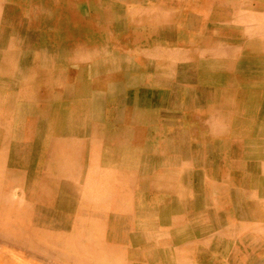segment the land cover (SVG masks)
<instances>
[{"label": "rangeland", "instance_id": "1", "mask_svg": "<svg viewBox=\"0 0 264 264\" xmlns=\"http://www.w3.org/2000/svg\"><path fill=\"white\" fill-rule=\"evenodd\" d=\"M105 1L86 0L88 7L85 9L84 15L89 17L100 16L97 22V28L100 32L96 31L94 36L93 34L90 35L91 40H93L92 47L96 49L95 58L90 59L87 52L83 54V49L82 52L67 53L66 44L61 37L62 33L53 32L54 19L47 12L46 6H40L42 11L39 17L48 24L45 23L46 25L43 27L42 24H38L40 21L38 20L36 22L37 27H35L37 24L33 23L19 30L17 17L21 16L14 4L9 0H0V54H17L12 61L13 67L10 69L13 72H4L3 69L7 67V64L4 63L5 67L3 68L0 63V228L1 224H6L10 225L11 229H7L8 232L4 231V233L0 230V264H73L66 260L65 256L79 257V253L67 245H62L69 235L67 237L61 236L62 244L58 242V238L54 237L57 233L68 234L67 231L77 235L82 233L83 236H79L93 245L91 249H96L94 247L97 246V250L101 249L105 253V255L102 254V259L99 257L95 260L86 259L85 264H111L113 260L117 261V264H140L137 261L131 262L129 259L134 252L139 250H143L145 255L153 254V264H201L199 263L200 254L201 256L210 254L219 262L218 264H264V237L259 233H253V228L264 226V221L260 218L254 219V217L248 216L247 219L246 216H233V218L230 217V220L216 219L208 224L215 226L218 231L196 234L195 236L192 233L184 232L182 228L174 230L173 225L161 221L160 213L151 219L142 217L141 211L135 209V206L141 205L148 208L149 206L162 205L166 199L171 197L163 189L174 186L194 190L197 176L205 179L208 187L212 189L216 184L213 183L215 175H213L211 166L195 164V158L192 157L191 153L180 156L167 151H160L164 149L166 142L158 138L155 133L152 137L149 131L150 126L156 128L161 123L160 126L166 128L163 116H161L166 110L164 107L155 106V113L153 114L158 113L159 116L155 123L139 127L128 124L129 121L135 119L136 115L132 112L127 116L123 111V105H126L124 102L128 100V94L135 90L131 80V77H134L137 85L142 86L137 87L145 88L146 91H153L151 83L158 82L179 83L184 87L189 86L188 88L194 91L195 100L193 101H196L195 103L199 107L198 110H195L190 105L191 108L188 106L186 109L175 110L180 118L182 114L192 119L200 118L202 117L201 109L208 106L210 107V115L217 113V116L223 118L219 120L221 121L220 126L226 128L228 133L232 132L234 135L241 136L252 133L257 125L264 126L263 99H252L250 95L248 96L249 91V93L244 92L249 89L251 92H254V89L260 90L261 82L254 81L252 83V81H248L250 79L248 73L246 74V70L241 68V63L247 57L238 46L237 40H240L239 33L241 32L238 30L237 23L232 21L230 25L224 22V15L227 12L230 14L239 12V7L242 4V6L252 10L264 12V0ZM222 2L231 4L229 6L233 8L229 9L227 5H220ZM98 3L107 4L103 8L101 5H97ZM158 4L162 6H158ZM107 9L112 13L109 15L112 16L109 17L111 19L108 18V20L104 19ZM159 11L165 14L157 13ZM163 16L164 19H162ZM143 19L147 21H142ZM136 29H140L139 32L135 33ZM225 45L227 49L224 47ZM229 46L230 48H228ZM222 48L223 50L226 49L224 51L226 56H223ZM215 50L221 51L217 55L218 65L223 62L225 65L217 72L208 71L209 69L203 67L202 63L210 60L213 57V55L210 56V53ZM72 54L77 57L75 65L67 60L70 58L69 56H73ZM229 62L231 63L227 64ZM71 66L74 67L71 68ZM130 66L132 68L135 66L137 70L134 75L129 70ZM253 69L259 76L264 77V63L254 62ZM164 70L165 72H163ZM186 72L188 73L186 74ZM62 73L65 75L64 77L61 76ZM96 74L102 78L101 80L106 75L105 84H110L115 93L108 98V95L101 91L98 93L102 95V98L100 97L98 101L93 98L92 102L97 103L96 107L98 108H95L100 110L101 116L99 121L95 119L97 122L88 124L90 136L87 138L82 136L84 129L81 124L85 119V115H82L85 114L84 111L75 114V118L69 119L65 117V113L63 114L65 121L63 124L69 120L75 121L74 125L77 126L75 132L78 134L74 133V136L69 131L60 128V124L62 125L58 121L60 111H50L59 105L65 106L71 100L78 99L75 98L74 94L81 98V96L90 93L89 96L92 97V92L96 89L91 86V83ZM54 77H56L55 80ZM41 83L42 85H40ZM52 88L55 90L53 91ZM160 91L166 92L165 89ZM69 93L74 99L67 98L66 94ZM6 98H9V102ZM49 103L53 106H50ZM65 110L64 112H66ZM44 121L48 122L50 129H47ZM56 124L58 128L55 127ZM226 124L228 127L225 126ZM173 127L176 128V125ZM213 129L217 131V128L210 126L206 133H209L210 136L213 135ZM42 140L48 141L42 145ZM128 140L137 141V144L139 142V145H143V147L151 145L156 152L145 150L141 146L134 147L136 151H141V153H137L135 158L130 156L127 161L138 162V158H140L138 165L136 167H121L117 164V154L113 151L117 146L120 149H125V146L128 147ZM37 142L39 143L37 144ZM125 143L126 145H124ZM158 151L169 153L170 155L167 157L177 162L169 166L161 164L157 160L160 156L155 154ZM205 160L207 161L206 158ZM233 162L237 163V160H233ZM242 162V174L247 177L246 169L250 161L244 160ZM62 167L64 168L62 169ZM69 170H73V172ZM13 171H26L28 175L36 173L37 179L41 183L38 185L41 188L46 187L41 191L40 198L37 193L32 194L29 187L22 185L25 183L14 178ZM90 171L107 174L102 178V182H98L101 179L95 177V184L101 186L105 179V184L107 181L106 185L109 186L107 188L110 191L104 184L100 189L95 184L87 183L88 179L85 174ZM73 173L77 180L73 179ZM232 173H237V171L232 170ZM218 174L220 173L218 172ZM84 176L86 177L85 181ZM108 177H112V179ZM62 185L64 186L61 187ZM105 188L106 190H104ZM231 189L234 188L224 187L225 193ZM101 190L105 193L106 199L99 204L92 200L88 201L89 199L85 198L83 194L88 193L92 196L94 193H101ZM244 190L247 191L248 189ZM65 195L67 198L64 197ZM52 196H55V199ZM213 196L217 197L218 195ZM131 198L132 200H130ZM57 200L59 201L57 202ZM245 202L248 203L247 200ZM116 204L118 205L116 206ZM37 206H40L42 213H37L34 210ZM91 208H94L95 211ZM114 208L117 209L114 210ZM81 213H86L88 218L78 216H82ZM99 214L114 217L115 223L118 222L121 226L116 230L117 228L107 223L104 234L99 233L95 230L97 229L95 215ZM43 218L46 221H43ZM246 226L248 228L245 229ZM251 228L252 230H250ZM100 239H103L105 244H111V247L109 245L105 246V249L103 246L99 247L97 242ZM115 239L119 244L112 245L111 242L116 241ZM153 239H156L157 242ZM169 240L172 244L169 243ZM204 240L206 241L205 246L202 245ZM170 245L174 247L171 248L172 252H169L171 256L168 257L166 254ZM188 252H193V256L184 259ZM104 258L107 259L104 261Z\"/></svg>", "mask_w": 264, "mask_h": 264}, {"label": "bare ground", "instance_id": "2", "mask_svg": "<svg viewBox=\"0 0 264 264\" xmlns=\"http://www.w3.org/2000/svg\"><path fill=\"white\" fill-rule=\"evenodd\" d=\"M9 1H11L14 4L17 12L21 16V17H17V20L19 22V24H18L19 30H22L28 24H33V23L37 24L36 22L38 20H40V21H38L39 22L38 24H42L43 27H44V25L48 24V23H46L45 20L43 21L39 17L41 15V11H42L40 6L44 5V6H46L45 8H47V10H48L47 12H49L51 14V16H53V19H54V22L52 24L53 25L52 29H54L53 32L57 33V34H58V32L62 33L61 37H63L64 42H65L64 44H66L65 49L67 50V53H71V52L75 53L76 51L82 52L84 50L83 54H85V52H87V54L90 55V57H89L90 59L95 58L94 52H96V49H95V47L94 48L92 47L93 46V40H91L90 35L93 34V36H94L96 31L100 32V30L97 28L98 27L97 22H98L100 16L99 15H97V16L93 15V16L89 17L87 15L86 16L84 15L85 9L88 7V2H86V0H9ZM247 3H248V1H247ZM106 4L107 3H98L97 5H101L103 8H105ZM220 5H222V6L227 5V7L229 9L233 8V7H230L229 5H231V4H228V3L224 4L222 2ZM242 5L239 7V12H232L231 11L232 12L231 14L229 12H227L224 15L225 16L224 22L226 24H230V25H231L232 21L237 23L238 30L241 32V33H239L240 40H237V42L239 44L238 46H240V50L244 51L245 56L247 57V59L241 63V68H244L246 70V74L248 73L247 75L250 78L248 81H250V82L252 81V83L254 81L255 82L256 81L261 82V84H260L261 89L260 90L254 89V92H251V89H249V90H245L244 92L245 93L250 92L248 94V96L250 95V97L252 99H258V98L263 99V106H264V77L262 75L259 76L257 73L254 72V69H253V63L254 62L264 63V12H260L258 10H252L249 7H244ZM158 6H162V5L158 4ZM157 13L165 14V13L160 12V11ZM111 14L112 13L109 11V9H107L105 11V18L104 19L108 20L109 17H112V16H109ZM149 15H151V14L149 13ZM203 15H205V14H203ZM201 16H202V14H201ZM205 17H206V15H205ZM109 19H111V18H109ZM162 19H164V16ZM142 21L146 22L147 20L143 19ZM38 24L35 27H37ZM139 30L140 29H136L134 32L137 33V32H139ZM165 30H167V29H165ZM140 32H144V31H140ZM144 35H146V34H144ZM147 40H148V38H147ZM236 45H237V43H236ZM224 47L226 48V45ZM217 48H220V47H217ZM228 48H230V46ZM226 49L223 50V48H222L223 56H226V55H224V51ZM232 51H234V50H232ZM88 52H90V53H88ZM219 52H221V51H219ZM219 52L216 50L214 52L211 51L210 56L213 55V57L210 60L204 61L202 63L204 65L203 67H206V69H209L208 71H216L217 72L224 67V65H225L224 62L219 63L221 65H218V63H217L218 62L217 61L218 60L217 55H219ZM144 54H146V53H144ZM233 54H234V52H233ZM72 55L74 57L69 56L70 58L69 59L66 58V59L72 65H75V61H76L77 57L75 54H72ZM141 55H143V54H141ZM16 56H17V54L16 55H11L9 53L0 54V63L2 64V67L3 68L5 67V65H3L4 63L7 64V67H5L4 69L2 68L4 70V72H9V71L13 72L10 69L13 67L12 61H14ZM230 56H232V54H230ZM87 57H88V55H87ZM169 57H170V55H169ZM106 59H108V58L106 57ZM67 60H66V62H67ZM230 63L231 62H229L227 64H230ZM228 66L230 68V65H228ZM73 67L74 66H71V68H73ZM64 68H67V67H64ZM107 68H109V67H107ZM61 69H63V68H61ZM111 69H113V68H111ZM129 70L132 72L133 75L135 74V71H137L135 66H134V68H132L130 66ZM159 70H162V69L159 68ZM56 71H59V70H56ZM166 71H168V70H166ZM227 71H229V70H227ZM163 72H165V70ZM113 73H109V74H113ZM187 73L188 72H186V74ZM61 76L64 77L65 75H63V73H62ZM95 76L96 77L94 78V80L91 83V86L96 89L95 91L92 92V94H93L92 97L89 96L90 95V93H89V94H85V96H81V98H79L78 96H76V94L73 93L75 98H78V99H76L75 101L71 100L67 105L65 104V106L59 105V107L57 106V107L53 108L54 110L50 111V112H55V111L59 112L60 111L61 114H60L59 119H58L59 124L62 123V125L60 124V128H62L63 130L69 131L74 136L76 133L78 134V132H75L76 127H77L76 125H74L75 121L69 120L68 122L63 124V122H65L63 114L65 113L66 114L65 117L69 119V118H75L76 117L75 114H79L80 111H84L85 114H82V115H85V119H84L83 123L81 124V126L84 129V134L82 136L87 138L88 136H90V132H89L90 128H89L88 124L91 122H97L96 120L99 121L100 116H101L100 110L96 109V108H98V107H96L97 103L95 104L94 101L92 102L93 98L97 101L100 97L102 98V95L100 93H98L101 91L105 92L106 95H108L107 96L108 98L110 96H113V93H115V90L113 89V87L110 84H105L106 83V80H105L106 75L104 76L103 80H101L102 78L98 74H96ZM37 79H42V78H37ZM53 79L55 80L56 77H54ZM146 79H148V78H146ZM131 80H132V86L134 87L135 90H132L128 94V100L126 102H124L126 105H123V111H124V113H126L127 116H128V114H131L132 112L136 116H135V119L129 121L128 124L132 125L133 127H135V126L139 127V126H143V125H152L153 123L156 122V120H158V117H159L158 113L156 115L153 114V113H155V106L164 107L166 110L162 113L161 116H163V121H165L166 128H162L160 126V125H162V123H161L160 125L156 126V128L150 126L151 128L149 131L150 135L152 137H154L153 134L155 133V135L158 138H160L166 142V146H164V149H162L160 151H167V152H170L172 154L180 155V156H185V155L191 153L192 157L195 158V161H196L195 164H197V165L205 164V165L211 166L213 175H215V177H213V179H214L213 183H216L215 186L212 189H210L208 187L206 180L201 178V176H197L196 177L197 180L195 182L194 190H190V189H186V188H182V187L179 188V187H174V186L167 187V188L163 189V191L166 193H169L171 195V197H172V195H174V196L172 198L170 197L169 199H166L162 205L149 206L148 208L145 207L146 209L144 208V206H141V205L135 206V209H138L141 211L142 217H144L145 219H151L153 217H157V215L160 213L161 218L160 217L159 218L161 219V221L162 222H168L171 225H173L172 227L174 230H176V229L178 230V229L182 228V230L184 232H193V233H196L199 235L203 234V233H211L213 231H215V232L218 231V229L215 226H213L212 224L209 225L211 221L216 220V219H218V220H222V219L230 220V217L233 218V216H235V217L246 216V218L248 219V216H250V217H254V219L260 218L262 221H264V126L257 125L255 130L252 133H246V134H243L241 136L234 135L232 132L228 133V130L226 128H224L223 126L222 127L220 126L221 121H219V120H222L223 118L221 116L216 115L217 111L215 112L216 113L215 115L211 114L212 115L211 116L209 113L210 107H208V106L203 107L202 109L200 108L201 109V115H202V117H200V118L192 119L189 116H186L185 114H182V116L180 118L179 115H177V113L175 112V110L178 111L181 109H186L190 105H192L195 110H198V107H199V105H197L195 103L196 101L195 102L193 101V100H195L194 91L190 90L188 88L189 86L184 87V86L180 85L179 83L178 84H169L167 82L168 84H166L163 82H158V83H151L152 84L151 87H152L153 91H146V90H144L145 88L142 89V88L137 87V86H141V85H137V81L134 79V77H131ZM43 82H45V81H43ZM58 82H60V81H58ZM146 83L148 84V82H146ZM184 83H189V82H184ZM147 84H145V85H147ZM40 85H42V83ZM199 86H201V85H199ZM50 87H51V85H50ZM251 87L254 88L253 86H251ZM52 89H53V91L55 90L54 88H52ZM161 89H165L166 92L160 91ZM60 90H61V88H60ZM243 93H242V95H243ZM117 94H119V93H117ZM58 95H57V97H59ZM66 96H67V98L69 97L68 99H74L73 96H72L73 98L70 96V93L68 95L66 94ZM126 96H127V94H126ZM205 99H206V97H205ZM8 100H9V98L7 99V101ZM199 102H200V100H199ZM61 103L63 104L62 101H61ZM93 103L95 104V106L93 105ZM111 103H112V101H111ZM187 104H189V105H187ZM49 105H50V103H49ZM50 106H53V105H50ZM190 108H191V106H190ZM64 110L66 112H64ZM227 111H229V110H227ZM62 116H63V118H62ZM228 116H229V114H228ZM82 118H84V117H82ZM44 122L46 124L47 129H50V127L48 126V122L47 121H44ZM118 124H120V123H118ZM51 125L53 126L52 123H51ZM93 125H95V124H93ZM174 125H176V128L173 127ZM125 126H128V125H125ZM210 126H214L215 128H217L216 129L217 131H215L213 129L214 133L211 136L209 135V133L208 134L206 133V131L208 130V128ZM225 126H227V124ZM46 127H44V128H46ZM55 127L58 128L57 124L55 125ZM36 128H37V126H36ZM44 128H43V130H44ZM101 128H102V126H101ZM173 129H175V130H173ZM38 130H39V128H38ZM198 131H199V133H198ZM35 133H36V131H35ZM131 134H133V133H131ZM47 135H50V133H47ZM79 135L81 136V134H79ZM33 138H35V137H33ZM218 139H221V140H218ZM37 141H39V139H37ZM47 141L48 140H42V145H44ZM127 142L129 143V145H128V147L125 146V149H120L119 146L116 147L114 145V147H116V149L114 148L113 153L117 154V164L119 166H121V167H125V166L126 167L127 166L128 167H136L139 163L140 158H138V162H135L133 160L127 161V158H129L130 156L135 158V156L138 155L137 153L140 154L141 151H136L134 149V147H138V146L143 147V145H139V142L137 144V141H133V140H128ZM33 143H35V142H33ZM38 143L39 142H37V144ZM40 143H41V140H40ZM151 143H153V142H151ZM146 144H147V141H146ZM124 145H126V143ZM122 146H123V143H122ZM167 147L169 150L167 149ZM143 148H145V150H150L152 152H156L154 147H152L151 145L145 146ZM47 150H48V148H47ZM41 153H42V151H41ZM155 154L156 155L158 154L160 156V158L157 160H159L161 162V164H163V165L169 166V165H173L177 162V161H174L173 159H169L167 157V155H170L169 153L158 151ZM194 158H192V159H194ZM205 158L207 159V161L205 160ZM65 160H67V159H65ZM233 160H237V163L233 162ZM244 160L250 161V162H248L249 164H247L248 167L246 169L247 170L246 174L248 175L247 177L245 174H242L243 173L242 172L243 171V166H242L243 162L242 161H244ZM181 161H183V160H181ZM186 162H187V160H186ZM62 165L64 166V164H62ZM26 168H27V166H26ZM33 168H35V167H33ZM63 168L64 167H62V169ZM74 168H75V166H74ZM35 169L37 170V168H35ZM35 169H33V171H35ZM232 170H236L237 173H232ZM71 171L73 172V170H71ZM74 171H75V169H74ZM86 171H88V170L86 169ZM218 172L220 174H218ZM12 173H13L14 178H16L18 181H20L22 183H25L22 185H26V187H29L30 188L29 191L32 194L37 193L38 194L37 196H39V198H40L41 191L43 189H45L46 187L43 186L44 188H41L38 185L40 182L37 179L36 173H34V175H31V174L28 175L26 171L25 172L13 171ZM89 173L88 174L86 173L85 176L87 175V179H88L87 183H89L90 185L95 184V177L96 178L99 177L101 179V181H98V182H102V178L107 175L105 173L100 174V172L95 173V172L90 171ZM71 175H72V173H71ZM187 177H189V176H187ZM73 179L77 180V177H76V175H74V173H73ZM85 179H86V177L84 178V181H85ZM109 179H112V177ZM103 181H104L103 184L105 186L107 184V181H106V184H105V179ZM119 183L121 184V182H119ZM196 183H197V185H196ZM56 184H57V182H56ZM150 184H151V181H150ZM40 185H41V183H40ZM96 185L97 184H95V186ZM100 185H101V183H100ZM63 186L64 185H62L61 187H63ZM101 186H98V187H100V189H101ZM107 186L108 185H106L105 187L107 188ZM226 186L231 187V188L233 187L234 189H231V191H228L225 193L224 187H226ZM151 187H152V185H151ZM106 188L104 190H106ZM130 188H132V187H130ZM244 189H248V190L246 191ZM109 191H107V192L109 193ZM100 192L101 193H94V195H92V196L88 193H83V194H84L85 198L89 199L88 201L92 200L96 204H99V203H103L102 201L104 199H106V196H104L105 193L102 190ZM117 194L120 195L121 193H117ZM212 194L216 195V196L218 195V196L215 197ZM125 195H126V193H125ZM222 196H224V197H222ZM54 197L52 196V198H54ZM64 197H66V195ZM107 197H109V196H107ZM56 199H57V197H56ZM125 199H126V197H125ZM125 199H123V200H125ZM130 200H132V198ZM245 200H247L248 203H246ZM58 201L59 200H57V202ZM119 202H120V200H119ZM90 205H91V203H90ZM108 205H109V203H108ZM113 205H115V204H113ZM117 205L118 204H116V206ZM44 206H46V205H44ZM96 206H98V205H96ZM70 207H71V205L69 206V208ZM80 208H82V207H80ZM95 208H97V207H95ZM86 209H87V207H86ZM91 209L93 210L94 208H91ZM115 209H117V208H114V210ZM131 209H132V207H131ZM34 210H36L37 213L43 212L41 210L40 206L35 207ZM87 210H89V209H87ZM93 211H95V210H93ZM120 213H122V212H120ZM41 216L43 217V214ZM78 216H80V217L86 216L88 218V215L86 213H83L82 216L81 215H78ZM45 218H43L44 219L43 221H46ZM95 218H96V224H97V226H96L97 229H95V230L99 231V233H101V234H104V230H105L107 223L110 226L113 225L112 227L117 228L116 230H118V227L121 226V224H118V222L115 223V218L112 216L108 217V216H105L103 214H101V215L99 214V215H95ZM49 219L51 220V218H49ZM51 222H53V221H51ZM120 222L122 223L123 221H120ZM37 224H39V223H37ZM36 227L39 228L38 226H36ZM77 228L79 229L80 227H77ZM246 228H248V227L246 226L245 229ZM7 229L11 230L10 225L1 224L0 230L2 231V233H4V231L8 232ZM250 230H252V228ZM250 230H248V231H250ZM113 231H115V230H113ZM67 232H68V234L57 233L56 235H54V237L58 238V242H61V244H62V239H60L61 236L67 237L69 235L64 240L62 245L63 246L67 245L68 247L74 249L77 253H79V257H72L69 255L65 256L66 260H68L70 263L85 264L86 259L92 258L95 260V259H98V257L100 259H102L101 258L102 254L105 255V253L101 249L97 250V246L94 247L96 249H91V247H93V245H91L89 242H86V239H83V237L79 236V235H82V233H78L79 235H77L76 233H72L70 231H67ZM254 232L259 233V234H261L262 237H264V226L263 227L260 226L259 228H253V233ZM181 233H183V232H181ZM34 236H35V234H34ZM251 239H253V238H251ZM153 240L155 242H157L156 239H153ZM114 242H116V241H114ZM254 242H256V241L254 240ZM204 243H206L205 240H204L203 244L202 243H200V244L204 245ZM53 244L56 245V243H53ZM97 245L99 247L103 246L105 249V246L107 247L109 245V243L105 244L103 239H100L97 242ZM49 247H50V245H49ZM59 247H61V246H59ZM183 252H186V251H183ZM147 256L150 259L154 258L153 254H151V253L148 254ZM181 257H183V256H181ZM106 259L107 258H104L103 260L105 261ZM103 260H101V261H103ZM199 263H201V264H218L219 262L216 261V259L214 257H212L210 254H206L203 256H201V254H200Z\"/></svg>", "mask_w": 264, "mask_h": 264}, {"label": "crops", "instance_id": "3", "mask_svg": "<svg viewBox=\"0 0 264 264\" xmlns=\"http://www.w3.org/2000/svg\"><path fill=\"white\" fill-rule=\"evenodd\" d=\"M189 233H192L193 235H195L196 236V233H193V232H189ZM176 234H179V233H176ZM117 242V243H116ZM116 242H114V241H112L111 243H112V245L114 244V245H117V244H119V242L116 240ZM171 241L169 240V243H170ZM168 243V244H169ZM171 244H172V242H171ZM109 246L111 247V244H109ZM172 245H170V249H167V254H166V256H168V257H170L171 256V248H173L174 246H172ZM174 250V249H173ZM170 252V253H169ZM193 252H188L187 253V257L186 256H184L185 258L184 259H188V258H191L193 255ZM148 255V254H147ZM147 255H145L144 254V251L143 250H139L138 252H134L133 253V255L131 256V258H129L130 260H131V262H135V261H137V262H140V264H153V261H152V259H150ZM117 261H115V260H113L112 262H111V264H117L116 263ZM125 262V261H124ZM122 264H125V263H122ZM132 264V263H131ZM166 264H172V263H166ZM176 264V263H175Z\"/></svg>", "mask_w": 264, "mask_h": 264}]
</instances>
